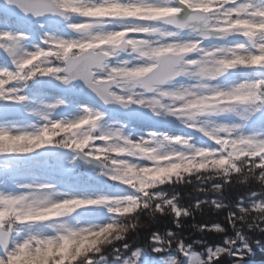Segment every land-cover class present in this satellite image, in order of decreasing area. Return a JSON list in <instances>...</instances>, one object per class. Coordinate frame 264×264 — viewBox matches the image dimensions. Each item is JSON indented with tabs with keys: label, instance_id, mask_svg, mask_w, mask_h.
<instances>
[{
	"label": "snow or ice",
	"instance_id": "snow-or-ice-1",
	"mask_svg": "<svg viewBox=\"0 0 264 264\" xmlns=\"http://www.w3.org/2000/svg\"><path fill=\"white\" fill-rule=\"evenodd\" d=\"M55 2L62 10L81 18L82 23L68 29L71 34L85 30L97 20H139L152 14L149 23H158L168 15H182V12L168 9L154 0H0V157L4 162L0 164V264H79L99 238L115 227L100 224L99 230L92 234L96 239L83 235L78 245L68 236H33L16 244L14 249H8L11 233L6 229L10 222L31 225L58 218L41 220L28 215L29 198L56 185L19 183L16 177L23 168L44 165L67 175L81 163L89 165L92 170L100 169L102 162L111 156L114 165L126 167L132 176H145L139 191L134 186L135 180L106 173L101 178L118 182L122 187L96 196L68 193L67 199L86 201L85 207L88 208L116 202L120 208L114 209L113 215H135L142 214L141 196L144 195L145 201L150 196L157 201L153 205L156 214L167 215L170 208L177 218L189 216L190 212L178 205L175 194L169 197L165 190H157L160 186L191 184L193 175L197 178L220 173L223 178L214 180L211 189L200 188V191L222 193L225 185H231L230 175L240 173L238 161H247L246 170L249 172H264V131H256L264 129V95H261L264 93V46L249 49L244 40L220 46L208 43L212 39L209 36L181 40L175 33H168L164 42H157L145 54L148 62H137L135 71L125 73L142 79V83L124 94L114 84L115 73L120 71L116 61L112 59L105 66L101 50L119 40L121 35L143 42L148 35L142 30L146 24L125 25L92 40L46 34L41 46L27 51L24 44L29 39L28 32L13 25L26 20L55 18L59 15ZM193 2L183 0L184 5ZM206 2L210 5L209 11L227 3L232 8L230 14L239 15L235 9L239 0ZM258 10L264 11V6H258ZM199 19L191 16L175 27L186 28ZM246 26L240 22L230 26L221 22L211 31L225 32ZM237 34L249 35L243 31ZM58 50L63 52L62 62L50 63L49 58L57 55ZM102 68L104 70L100 71ZM22 81L36 84L35 93L29 94V87H21ZM46 81H55L67 92L85 95V101L76 102L75 114L58 116L70 107L64 99L33 98L47 95L43 90ZM201 88L206 91L201 92ZM30 104L38 105V110L31 114L39 116L42 121L32 134L23 132L21 123ZM157 106L165 109L164 118H160L163 114L156 112ZM110 107H119L130 115L151 112L158 119L177 121L186 132L168 134L151 130L133 136L126 132V125L119 119L106 122L104 109ZM250 130L253 134H248ZM61 136L69 139L61 141ZM157 137H163L182 150L157 152L153 147ZM197 137L199 143L194 142ZM25 140L29 147H20ZM138 159H143V163L137 164ZM9 185L14 190H10ZM125 201L132 203L125 204ZM208 203L202 200L196 206ZM211 204L219 210L227 209L226 219L233 235H228L227 228L214 225L215 232L224 234L223 246L210 247L196 241L195 244L205 249L197 251L194 244L185 243L176 233L168 231L166 243L156 233L152 234L151 242L143 246L134 247L124 240L111 250L112 255L97 256L96 260L89 259L88 264H110L112 261L118 264H175V257L165 254L168 249H175L184 258V264H220L224 254L233 258V264H247L253 247L244 231L246 227L241 228L237 222V212L248 211V205L253 212L264 208V193L256 185H250L234 205H226L220 199L212 200ZM57 205L63 206L64 201H58ZM205 227L202 226L201 230ZM247 229L260 231L256 226Z\"/></svg>",
	"mask_w": 264,
	"mask_h": 264
},
{
	"label": "clouds",
	"instance_id": "clouds-1",
	"mask_svg": "<svg viewBox=\"0 0 264 264\" xmlns=\"http://www.w3.org/2000/svg\"><path fill=\"white\" fill-rule=\"evenodd\" d=\"M154 2L163 4L168 9L182 12V15H168L158 23H149L152 14H147L145 18L139 20H97L91 22L85 30L72 34L77 40H92L103 37L106 33H111L125 25L146 24V27L142 30L147 32L148 35L143 42H137L121 35L119 40L113 42L108 48L101 50L105 59V66L112 59L116 61L120 71L115 73L114 84L119 89H122L124 94H128L130 91L134 90L136 85L142 83V79L133 78L125 73L135 71L134 65L137 62H148L145 59V54L157 42H164V38L168 33H175L181 40L209 36L212 37V39L208 41V43L220 46L226 45L230 41L237 40H244L249 49L254 46H264V11L258 10V6H264V0H239V4L235 5V9L239 12V15L230 14L232 8L229 7L227 3L220 4L215 11H209L208 8L210 5L206 0H194L190 5H184L183 0H154ZM54 6L59 12V15L55 18L64 23L67 29H70L74 24L82 23L79 16L62 10L58 2H55ZM195 9H203V11H195ZM191 16H197L200 19L195 24H190L186 28L175 27L177 24L184 23ZM221 22H225L229 26L235 22H240L247 26L242 29H231L225 32H212L211 29L220 26ZM253 25L260 27H253ZM241 31L249 33V35H238L237 33ZM62 59L63 52L58 50V54L50 57L49 62L54 64L62 62ZM121 61H127L128 63L122 64ZM99 70L103 71L104 69L102 68ZM20 86L25 89L30 87L27 81H22ZM200 91H206V88H201ZM261 95H264V93H261ZM35 110H38V105L35 104H30L26 108L25 115L31 117L33 122L23 126L22 131L25 133H35L38 130V126L42 123L39 116L31 114L32 111ZM156 112L158 114H163L160 118H164L166 115L165 109L160 106H157ZM59 139L65 141L69 139V137L61 136ZM155 139L156 143L153 147L159 153L182 150L179 149L177 145L168 143L163 137H157ZM20 147H29L28 141H22ZM112 161L113 157L108 156L102 162L103 167L100 169H93V171L98 177H103V175L107 173L116 178L135 180L136 183L134 186L137 191H139L140 185L145 182V176L141 174L132 176L126 167L114 165ZM136 163L142 164L143 159H138ZM237 163L240 168V173L238 175H230L229 178L245 187L256 185L257 189L264 193V172L255 170L252 172L247 171V161L241 160ZM81 166L89 165L81 163ZM229 172L231 173V170H229ZM222 178V174L220 173H210L207 176H200L196 179L200 184H205L212 183L214 180ZM197 190L200 191L199 186H197ZM67 196L68 193L55 187L30 197L28 200V205L30 207L28 215L41 220L49 217L58 218L52 219L48 223L31 225H20L16 224L14 221L10 222L6 229L11 233L8 249H14L16 244H22L33 236H68L78 245L83 235H88L90 239H96L92 234L99 230L98 226L100 224L109 226L114 225V228H110V231L105 233L106 238L100 237L98 243L92 248L91 252L82 257L79 262V264H88L89 259L96 260L97 256L112 255L113 253L111 250L118 246L117 242L127 240L140 228L147 227V225L141 221V214L113 215L112 211L120 208V205L116 202L105 204L103 207L99 208H88L85 207L86 201H71L67 199ZM58 201H64V205L58 206ZM141 201L142 214L154 217L156 213L153 205L156 204L157 201L150 196L147 197L145 201L144 195L141 196ZM129 203L132 202L125 201V204ZM160 203H164L163 199L160 200ZM94 211L103 212L105 218L102 221L91 219L89 213ZM167 211L171 212V209L169 208ZM237 217V222L240 223L241 228H252L256 226L259 227L260 231L264 232V208L253 212L251 210V205H248V211H238ZM159 239L166 243L168 236L161 235ZM73 251H75V248H73ZM165 254L166 256H174L175 264H184V258L179 255L175 249H168ZM110 264H118V262L112 261Z\"/></svg>",
	"mask_w": 264,
	"mask_h": 264
},
{
	"label": "trees",
	"instance_id": "trees-1",
	"mask_svg": "<svg viewBox=\"0 0 264 264\" xmlns=\"http://www.w3.org/2000/svg\"><path fill=\"white\" fill-rule=\"evenodd\" d=\"M56 139H58V137ZM84 167L85 166H80L71 174L67 175L58 173L57 179L59 180V184L69 187L76 196H85L77 183L78 179L85 174L83 172H86ZM34 170H36V168H23L21 174H30L33 173ZM49 170L50 168L47 166L45 170L38 168V171L42 174L48 173ZM191 179V184H166L157 189L165 190L169 197L175 194L177 196L178 205L182 209L188 210L190 212L189 216L177 218L175 214L171 212H168L167 215L158 213L154 217L141 214V221L147 225V227L140 228L127 239V242L133 244L134 247L136 245L143 246L146 242H151L153 233L166 235L168 231H173L179 236V239L183 240L185 243L194 244L197 251L205 249L195 244L196 241H202L206 246L210 247L223 246L222 240L224 234L215 232L214 225L219 224L227 228L228 235H233L231 227L226 219L228 214L227 209L219 210L211 204V201L220 199L226 205H234L237 201L242 199V194L246 192L247 187L232 180L231 185H225L222 193H216L211 190L208 192H201L197 190V186H199V188L211 189V183L200 184L195 175H193ZM88 182L92 185L95 196L114 192L119 186L122 187L118 182L106 181L104 178L99 180L90 179ZM202 200H207L209 203L197 207L198 201ZM100 218L102 220L105 218L103 212H101ZM177 221H179V223ZM202 226H206L203 231L201 230ZM244 231L252 242L253 247L252 255L248 258L247 264H264V234H261L258 229L250 230L245 228ZM256 241H260V243L257 244ZM117 243L119 245L121 242ZM220 264H233V258L224 254L220 258Z\"/></svg>",
	"mask_w": 264,
	"mask_h": 264
},
{
	"label": "rangeland",
	"instance_id": "rangeland-1",
	"mask_svg": "<svg viewBox=\"0 0 264 264\" xmlns=\"http://www.w3.org/2000/svg\"><path fill=\"white\" fill-rule=\"evenodd\" d=\"M40 25H43V27H41ZM0 27H2V25H0ZM23 27L26 31H30L34 37L33 39H28L30 41H26L24 44V47L27 51H34L36 47L41 46V41L43 39V37L45 36V34L48 35H56L59 37H63V38H67L69 35H72L69 30L66 28V26L64 25V23L61 26H54L52 24H50L48 21L45 20H39V21H31V22H27L25 23V21H22L20 24H18V26H16L15 28H21ZM31 38V37H30ZM34 87L36 86V84H32ZM73 87L79 88L77 85H73ZM29 91V90H28ZM36 89L33 91H29V94H33L35 93ZM34 99L36 100H53L56 98H61L66 100V98L62 95V94H49L47 93L46 96L43 97H36L33 96ZM73 97H69L68 100H66L68 102V104L70 105V107L66 110H64L63 112L59 113L58 116H63L66 114H75V105H76V101H72ZM150 114H152L151 112H149ZM23 119L21 120V123L23 126L30 124V122L32 121V118L29 116L24 115L22 117ZM115 119H119L120 122L124 123L126 125V132L129 134H132L133 136H139V135H143L148 131L151 130H156V128H152V127H141L138 126L137 124H126L123 119L120 118H116V117H111V116H107L106 115V122L107 123H112ZM158 119V118H157ZM160 121H163L167 127L164 130H158L164 133H168V134H183L186 132V130L175 120L172 119H168V120H163V119H158ZM256 131H264V129H256ZM248 134H253L252 131L250 130ZM195 143H199V138L197 137L194 140ZM4 162H2V160H0V164H2ZM44 165L40 166V168L43 169ZM85 169H88L89 172H87V174H85V178H82L79 182V186L82 189V191L85 193V196H95L93 191H92V186L89 185L87 183V180L89 179H99L100 177H98L95 172L92 170V168L90 166H85ZM58 172L53 171L52 169L49 170V173H45V174H41L39 172H33L32 174H21L19 176L16 177V179H18L19 183L23 184V183H32V184H39V183H53L56 185L57 188H59L60 190L72 194L74 195L73 191L69 188H63L61 184H59V180L56 179V175ZM118 187V186H117ZM120 187V186H119ZM10 190H14L12 189V186L9 185ZM100 214L101 211H94L89 213V216L91 219L93 220H98V221H102V219L100 218Z\"/></svg>",
	"mask_w": 264,
	"mask_h": 264
},
{
	"label": "water",
	"instance_id": "water-1",
	"mask_svg": "<svg viewBox=\"0 0 264 264\" xmlns=\"http://www.w3.org/2000/svg\"><path fill=\"white\" fill-rule=\"evenodd\" d=\"M47 19L53 21L54 23H59L61 22L59 19L57 18H51V17H47ZM52 86H59L55 81H52L51 83H48L47 81L44 84L43 89L48 90V91H52L51 86L49 87V85ZM80 87V85H78ZM66 93H70L67 92L66 90L60 89ZM56 91H58V89H56ZM87 90H85L86 92ZM73 94V93H72ZM76 95L78 98L80 99H84L85 100V95L84 94H74ZM113 113H115L116 115H120L126 119H129L131 121L137 122V123H141V124H152L155 125V123L157 124L158 121L155 120V118L153 116H151L148 112H142V113H138V114H134V115H130L129 113H126L124 110L120 109L119 107H110L109 108ZM159 126L161 128H164L165 125L163 122L158 123ZM3 158V157H0Z\"/></svg>",
	"mask_w": 264,
	"mask_h": 264
},
{
	"label": "bare ground",
	"instance_id": "bare-ground-1",
	"mask_svg": "<svg viewBox=\"0 0 264 264\" xmlns=\"http://www.w3.org/2000/svg\"><path fill=\"white\" fill-rule=\"evenodd\" d=\"M22 119H23V118H22ZM22 119H21V120H22Z\"/></svg>",
	"mask_w": 264,
	"mask_h": 264
}]
</instances>
